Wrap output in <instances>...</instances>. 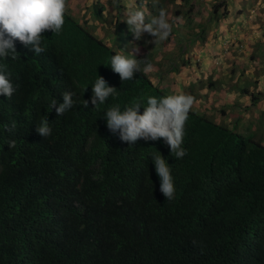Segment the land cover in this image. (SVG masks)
Instances as JSON below:
<instances>
[{
  "label": "trees",
  "instance_id": "16d2710c",
  "mask_svg": "<svg viewBox=\"0 0 264 264\" xmlns=\"http://www.w3.org/2000/svg\"><path fill=\"white\" fill-rule=\"evenodd\" d=\"M111 1L75 0L72 11L73 0H67L64 27L43 34V53L17 41L20 58L0 60L18 86L11 98L0 96V264H264L260 141L190 111L187 154L177 159L162 139L129 145L106 126L111 106L123 110L143 97L142 114L148 96L167 95L143 71L121 82L110 67L120 47L153 67L154 48L163 51L164 41L150 43L154 38L147 33L133 37L125 23L128 5L142 8L146 22L166 8L173 34L177 18L192 26V0ZM228 6L234 3L211 6L207 24L198 25L193 37L201 39L206 27L225 18ZM108 14L114 30L103 41L87 25L104 24L101 15ZM97 75L118 95L84 108ZM66 91L75 93L76 103L56 116L51 100L62 103ZM44 116L52 127L46 138L36 132ZM13 122L16 128L5 131ZM11 140L14 148L8 147ZM157 152L171 166L176 191L170 201L159 191Z\"/></svg>",
  "mask_w": 264,
  "mask_h": 264
},
{
  "label": "rangeland",
  "instance_id": "374dc122",
  "mask_svg": "<svg viewBox=\"0 0 264 264\" xmlns=\"http://www.w3.org/2000/svg\"><path fill=\"white\" fill-rule=\"evenodd\" d=\"M106 1L112 6L113 1ZM222 1L227 2L192 0V26L187 28L183 19L177 22L166 42L168 45L164 41L163 51L154 48L156 66L147 76L154 85L162 86L167 95L180 92L193 95L197 103L191 111L244 136L250 135L264 145V0H230L234 7L228 6L227 16L216 24L211 23L201 39H195L198 25H206L211 17V6ZM132 2L118 0V4ZM72 4V11H76L75 0ZM221 13L220 8L217 15ZM73 16L80 17L76 13ZM113 17L101 15L106 22L90 23L87 30L104 41L114 30ZM177 39L180 42L175 44ZM181 44L185 49L176 52ZM121 50L120 47L118 51ZM183 51L188 58L185 59Z\"/></svg>",
  "mask_w": 264,
  "mask_h": 264
},
{
  "label": "clouds",
  "instance_id": "9594fccd",
  "mask_svg": "<svg viewBox=\"0 0 264 264\" xmlns=\"http://www.w3.org/2000/svg\"><path fill=\"white\" fill-rule=\"evenodd\" d=\"M66 11L67 0H0V60L20 58L16 49L17 41L25 47L31 46V50L37 55L43 53L46 50L42 46L45 40L43 34L48 31L59 34L65 24ZM125 23L131 27V33L136 40H140L142 34L147 33L154 38L149 41L153 44L167 40L173 30L166 8H160L158 15L146 22L145 11L129 5ZM135 53L126 55L118 51L110 58V67L119 75L121 82L133 80L135 74L141 71L145 74L154 71L151 63L137 59ZM10 76L7 64L0 63V96L11 98L16 92L18 86H14ZM91 91V98L83 100L84 108H88L89 104L93 107L105 104L109 97L115 98L118 95L117 88L109 86L104 77L98 75ZM74 95V92L66 91L62 95V103H57L55 98L51 100L50 108L55 111L56 116H62L73 108L76 103ZM143 99L134 98L123 110L119 104L108 108L105 113L108 130L118 133L119 139L129 145H134L139 140L148 142L162 139L170 153H174L177 159H182L187 154L183 148L185 126L190 111L197 103L196 98L183 92L159 98L148 96L147 106L143 107L141 114ZM3 128L10 132L16 128V124L13 122L11 127L4 125ZM36 132L42 138L52 134L51 123L46 116L41 118ZM15 143V140L8 141V147L14 148ZM153 163L160 178L159 191L165 199H174L176 189L171 166L159 152L153 157Z\"/></svg>",
  "mask_w": 264,
  "mask_h": 264
}]
</instances>
